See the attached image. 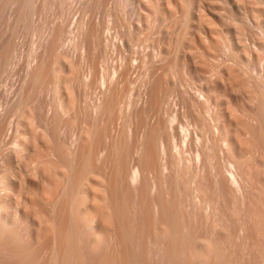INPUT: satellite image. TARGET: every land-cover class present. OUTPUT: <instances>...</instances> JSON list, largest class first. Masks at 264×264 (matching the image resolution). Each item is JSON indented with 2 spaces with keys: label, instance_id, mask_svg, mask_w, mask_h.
Returning <instances> with one entry per match:
<instances>
[{
  "label": "bare ground",
  "instance_id": "6f19581e",
  "mask_svg": "<svg viewBox=\"0 0 264 264\" xmlns=\"http://www.w3.org/2000/svg\"><path fill=\"white\" fill-rule=\"evenodd\" d=\"M55 1L60 4L56 12L51 5ZM74 1L77 0H0V30L5 26L11 29L9 39L0 37V69L14 59L13 37L19 25L35 14L94 18L113 0H84L86 4L76 8L68 5ZM125 3L120 0L115 6L127 23L124 27L128 30L122 29L131 37L136 30L132 16L125 13ZM153 8L159 13L158 4ZM26 23L31 30L33 26ZM65 28L41 26L38 31L58 35ZM89 28L86 36L96 54V44H108L109 36L104 31L99 43L94 27ZM118 33L115 31L117 36ZM259 34L260 39L254 36L251 42L243 35L228 44L230 53L253 50L258 54L255 57L260 70L254 77L236 75L232 67H226V60L215 63L211 59L225 47L214 44L211 49L200 48L192 60L184 42L176 40L174 63L182 70L179 116L175 113L169 119L161 117L170 104L168 87L165 74L157 75L151 70L147 98L140 109L131 113L126 135L111 134V129L115 124L112 113L121 94L119 81L127 79L130 67L109 85L103 82L100 91L94 93V101L85 103L84 112L96 116L89 120L85 136L73 138L70 147L53 140L58 147L54 155L64 168L62 193L58 195L48 183L52 166L47 163L33 169V177H39L43 184L39 194L35 192L38 185L31 184L34 191L30 197L21 194L19 188L15 202L8 196L1 199L0 264H93L99 256L95 255L98 249L105 251L99 257L104 262L107 258L106 264H140L143 254L136 256L139 245L135 244L141 241H135V230L140 232L147 222L155 226V241H151L169 261L166 263L183 264V257L189 254L194 258L208 257L205 263L198 259V264H207L208 259L209 264H264V29ZM133 43L132 40L129 47ZM43 60L42 66L38 65L41 68L37 66L29 77L30 91L47 75ZM213 76L220 80L211 83V89L207 82L216 79ZM195 81L207 82L196 85ZM225 85L236 86L244 99L226 95L222 90ZM211 92L216 94L211 96ZM98 117L106 120L99 123ZM82 139L85 143L80 146L78 141ZM190 153L195 157L192 165ZM11 169L7 166V172ZM90 175L95 178L85 188ZM11 185L14 188L9 183L6 191H11ZM192 200L203 213L204 223L197 228L192 221L199 211L191 205ZM142 223V227L138 226ZM147 232L146 236L152 235ZM113 251L118 255L114 263V256L109 257ZM194 258L193 263L197 260Z\"/></svg>",
  "mask_w": 264,
  "mask_h": 264
},
{
  "label": "rangeland",
  "instance_id": "374dc122",
  "mask_svg": "<svg viewBox=\"0 0 264 264\" xmlns=\"http://www.w3.org/2000/svg\"><path fill=\"white\" fill-rule=\"evenodd\" d=\"M77 1H74L73 5L68 2V5L77 7L86 4L84 0L82 3L81 0ZM119 1L113 0L109 8L102 10L101 14L94 18L89 16L64 18L55 14L38 13L19 25L18 31L13 37L14 59L0 69V201L3 197L8 196L15 202L19 188L21 194L30 197L34 191L31 184L38 185V190L35 192L39 194V188H43V184L39 177H33V169L36 166H47V163L52 166L47 179L48 183L55 188L58 195L62 193L61 179L64 168L56 160L54 152L56 153L58 147L54 143L62 142L65 146L70 147L69 143L73 138L80 139L81 136H85L89 130V120L96 117L93 112H84L85 103H92L95 99L94 93L100 91L101 84L104 82L106 86L109 85L127 66L130 67L127 79L120 78L119 81L121 94L119 104L115 112L112 113L115 124L111 129V134H127L126 127L130 122L131 113L135 108L140 109L147 98L148 74L151 70H155L157 75L164 76L165 74L164 80L168 87L170 104L161 113V117L166 116L165 118L169 119L175 113H178L179 116L181 104L178 94L182 70L174 63L176 40L184 42L189 59L193 60L200 48L211 49L216 44L222 48L225 47V49L220 47L221 51H218L217 54L212 53L214 59L212 57L211 59L215 63H222L226 60V67H232L234 74L239 76L245 73L254 77L255 73L260 70L255 57L258 55L257 53H254L253 50L230 53L228 44L232 41L235 42L237 37L243 35V39H249L250 42L254 36H258L260 39L259 32L262 33L264 29V0H143L142 2L141 0H122L124 3L126 2L125 13L132 16V26L136 30V33L131 37H128V31H125L128 30V27L127 25H125L127 28L124 27V24L127 23L123 20V14L118 9L116 10L115 3H119ZM58 2L51 3L55 12L60 8ZM154 3L158 4L160 8L157 14L153 12V7L156 5ZM26 22L31 27L33 26V30L36 28V31L28 30ZM89 24L94 27L99 43L100 36L103 37L104 31L109 36L108 44L102 42L101 45H94L98 50L96 54H94L93 50L95 49L92 45H89V37L87 39L88 32L91 30ZM62 25L66 28L58 35H54L51 31H38L41 26L61 27ZM115 31L119 32V37ZM86 32L87 34H85ZM104 35L106 36V34ZM0 37L9 39L11 29L9 30V27L6 26L2 27ZM131 38L134 42L132 48L129 47L132 42ZM41 60L46 65L47 75L40 80L34 90L30 91L28 90L29 77L34 70L36 71L38 65L42 66ZM212 60L210 62H213ZM39 68L41 67L38 66ZM218 80H220L219 77L213 78V80L210 78L208 82H195L196 85L210 83L209 87L212 89L211 83ZM222 90L226 95L244 99L241 90H238L234 85H225ZM215 94L214 92L210 93L211 96ZM211 106L214 108L215 104L212 103ZM97 120L101 123L106 118L98 117ZM53 140H55L54 143ZM78 143L81 146L85 141L82 139ZM17 145H20L21 149H18ZM65 146L63 149H68ZM172 157L175 160V156L172 155ZM189 159L192 165L195 162L192 153L188 155ZM9 165L12 169L7 172ZM88 178L89 181L84 182L85 188H89L95 177L90 175ZM9 183L14 186L13 188L11 185L10 192L6 191ZM54 188L48 191H52ZM136 196L139 198L138 195ZM86 202L89 203V200L86 199ZM134 202L140 201L134 200ZM138 204L136 206L141 205L142 202ZM191 205L197 209V212L199 211L192 221L193 227L197 228L204 223L203 213L194 200L191 201ZM147 223L145 224L147 225ZM151 224L147 225L149 228L146 225L144 226L146 228L142 227L143 223L138 225L142 227L141 230L140 227H137L140 230V232L137 231L139 235L135 230L137 237L135 241H141L140 244H135L141 246L135 248L137 252H140L138 254L135 251L136 256L143 254L141 259L143 264H167L169 261L160 255L156 242L153 243L155 241V226L152 227L154 224ZM152 228H154V232L151 231ZM144 229L152 232L150 233L152 235H149ZM146 238L151 239L147 242ZM90 250L89 252H91ZM103 251L98 249L95 250L96 253H93L101 257ZM114 253L113 251V255L110 254L111 259L113 256L114 258L118 257L117 253H115L116 256ZM99 256L98 259L96 258L95 264L104 262L101 260L103 257ZM185 257L182 260L185 261L183 264H189V262L198 264V261L201 260H204L203 263H205L208 258H194L189 254ZM116 258L112 263L116 262ZM160 258H162V262ZM192 258L197 259L195 263ZM104 259L107 260L104 262L106 264L108 259L105 257ZM137 261L140 260L137 259ZM166 261L168 262L166 263ZM208 262L209 259L206 263L209 264ZM201 263L199 262V264Z\"/></svg>",
  "mask_w": 264,
  "mask_h": 264
}]
</instances>
